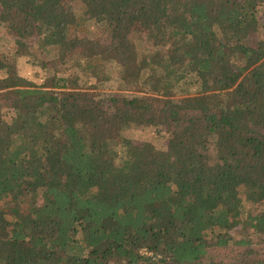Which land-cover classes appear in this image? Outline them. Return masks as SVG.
Listing matches in <instances>:
<instances>
[{
    "label": "trees",
    "instance_id": "trees-1",
    "mask_svg": "<svg viewBox=\"0 0 264 264\" xmlns=\"http://www.w3.org/2000/svg\"><path fill=\"white\" fill-rule=\"evenodd\" d=\"M262 3L0 0V264H264Z\"/></svg>",
    "mask_w": 264,
    "mask_h": 264
},
{
    "label": "rangeland",
    "instance_id": "rangeland-1",
    "mask_svg": "<svg viewBox=\"0 0 264 264\" xmlns=\"http://www.w3.org/2000/svg\"><path fill=\"white\" fill-rule=\"evenodd\" d=\"M75 6L77 9H80L81 7L79 4L75 3ZM79 6V7H78ZM259 16L261 18V25L259 29V33L256 35H262L264 34V3L261 4L260 10H259ZM86 30H90L94 34H97L99 38L106 42L109 43L110 36L109 32L106 29V25L100 24L94 19H89L88 20V27ZM84 31H82L83 34ZM140 36V40L142 41L141 43L148 45L149 41L147 38H144V33L138 34ZM16 36L14 32H12L9 29H4L0 28V51L6 52V53H14L16 50V42L15 39ZM135 38V35H134ZM143 44V45H144ZM35 49V48H33ZM36 53L39 55L40 52L38 49H35ZM55 52H52L54 54ZM50 56V54H49ZM47 54L41 57V58H48L49 57ZM20 71L24 73L26 76H28L30 79L34 80L37 83H41L45 80L47 76V70L44 69L42 64L40 62H37V60L33 61H28V62H22L20 64ZM108 71L111 73L112 77L108 81V85L106 87L107 92H117L121 88L127 87V86H122L120 83L123 81L122 75H121V68L118 66L116 63H112L108 67ZM72 74L75 72L71 70ZM68 74V73H67ZM96 80V79H92ZM100 80V79H99ZM98 81V80H97ZM124 135L127 136L128 138H131L134 142L138 143L143 140H149L153 144H155L158 148L165 149L170 137V131L165 127L162 126H155V125H140V124H132L128 128L124 130ZM127 155L125 146L119 145L118 146V156L117 159L118 161L121 160V158H125ZM243 197L246 196L245 191L242 192ZM245 206L246 208H253L254 210H257V212L261 211L264 209V202H251L250 200L245 201ZM26 207V204L24 205V208ZM10 209L7 208V212L10 213ZM230 232L237 236V234L245 233L244 228L242 227L241 223L233 226L230 229ZM223 251V250H222ZM230 252V250H225L224 253ZM229 257H226L228 259Z\"/></svg>",
    "mask_w": 264,
    "mask_h": 264
}]
</instances>
